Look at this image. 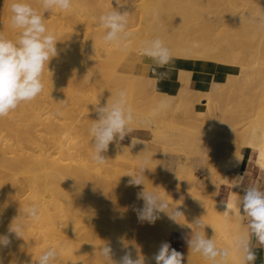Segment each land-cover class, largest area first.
Wrapping results in <instances>:
<instances>
[{
  "label": "bare ground",
  "instance_id": "1",
  "mask_svg": "<svg viewBox=\"0 0 264 264\" xmlns=\"http://www.w3.org/2000/svg\"><path fill=\"white\" fill-rule=\"evenodd\" d=\"M124 1L121 0V3L129 2V0ZM12 2L13 0H0V7L6 5V8L0 12V34L14 40L17 30L10 25ZM27 2L38 11L40 10L37 0H27ZM110 2L112 5L108 0H73V9L69 12L52 11L44 14L49 31L58 40L56 45L58 55L52 58L48 65L53 72L46 71L43 77L48 82V90L45 89L48 93L65 86L62 83L71 85L64 90L73 92V96L74 92H86L89 91L88 89L94 90L97 94L103 91L98 97L101 99L107 98L109 95H105L110 93L109 87L102 89L103 85L124 84L127 88H140L141 84L145 85L142 78L150 82L146 75L144 77L133 73L128 68L126 69L129 73L128 70L124 73L116 70L115 66L130 48L140 50L144 42L155 38L165 42L172 56H184L192 60L201 59L202 64L210 59L217 62L222 66L224 75L214 84L211 81L213 85L211 89L203 92L211 96L208 98V103L202 106L195 104L191 110L193 116L190 120L185 116L182 119H172L168 116L171 111L169 113L167 111L174 110L175 99L189 93L186 88L181 89L183 86H180L178 95H169L155 90L158 96L154 100L153 109L149 111L152 116L139 118L140 122H138L155 129L153 134L157 138L156 144L146 146L140 142L133 148L123 151L111 143L108 151L103 153L105 158H108V162L118 165L121 159H130L128 162L135 164L126 166L131 170H122L121 173L114 174L115 176L120 174L121 179L119 176L116 181L119 179L120 182L118 180L115 184L110 181L109 183L114 185L112 187L105 180L107 177L104 179V174L102 175V172L107 170L105 164L108 162L104 164V167L97 165L91 159V137L84 140L88 146L85 147V152L79 153L73 149L79 150L78 146L81 147L83 142L80 140V144L78 142L73 144L72 132H70L80 125L77 127L80 134L83 130L89 133L92 123L89 118L86 119L87 121L84 120V115L92 112L91 109H95L98 103L103 104L104 101L99 100L96 107L88 105L92 107L91 111L77 110L78 106L75 105L76 108L71 106L72 108H69L72 110H69L66 105L72 104L73 96L64 91L72 96L71 99L67 96L64 98L63 89H61L62 92L58 89L59 96L63 97L57 102L58 104L56 103L61 107L58 111L60 109L65 114L63 117H67L68 121L70 119V122H56V120L47 122V118H41V123L43 119L42 133L49 134L50 139H45L48 136L45 137L42 133L34 134L32 125L27 124L30 120L27 118L30 115L25 114V103L8 116L0 118V179H3L5 183H2L0 189H3L4 200H6L0 206V235L8 234L11 240L7 248L0 249V258L3 259V264H37L39 255L48 248L54 247L59 253L55 264H107L99 252L104 244H108L113 250L115 261H119L125 252L130 251L133 259L139 254L145 258V264H150V257L154 256L151 245L153 246L155 240L152 239L151 233H142V231L140 236L139 229L138 231L137 228L135 229L138 216L133 195L144 189L150 191L151 186H154V190L156 187L159 188V193L167 200L170 206L169 211L177 207V210L183 213L184 216L178 218L179 223L185 219L198 217L199 214L203 220L211 221L212 226L204 228L206 237L214 238L217 245L230 249L229 263L233 261L235 264H241L242 255L234 247V238L246 232L247 229L239 227L238 202L236 199H226L223 212L217 213L213 211V200L225 165L245 147L251 154L256 151L262 155L264 168V28L258 22V18L264 16V0H142L139 6L137 3V5L134 4L140 7L137 10L133 7L135 1H132L130 9L126 10L129 6L124 7L129 14L128 31L131 33L126 51L114 45L105 44L102 39L105 30L94 27L99 26L98 17L101 14L116 7L114 1L110 0ZM127 5L128 3L125 6ZM121 8L123 4L118 11H121ZM103 53L107 59L104 66L103 64L100 66L99 63L98 65L95 61L91 63L96 56L102 58L99 55ZM56 59L59 63L66 62L72 66L70 74L66 72L70 75V82L64 81L66 79L59 75L65 68H60L62 67L60 65L56 67L54 65ZM59 63L56 62V64ZM143 72L145 73V70ZM189 78L185 80L189 81ZM145 90L148 89L145 88ZM199 92L202 91L199 90ZM54 94L56 97L57 94ZM89 94L91 96L94 93L91 94L90 91ZM91 99H93L92 96ZM186 101L195 102L190 98H186L184 102ZM128 102L131 103L130 100ZM27 103L31 104V102ZM52 103L54 100L48 104ZM56 104L54 103L55 106ZM87 104L90 103L87 102ZM161 104L165 107L155 111ZM216 106L231 112L230 119L236 124L246 125L241 132L220 133L222 123L215 117ZM64 107L67 110H63ZM61 111L59 112L62 113ZM94 111L92 114L98 115ZM154 111L155 114H153ZM241 112H244V117L239 118L237 113ZM37 116L40 119L41 115ZM24 119H27L26 123L23 122ZM85 121L91 124L86 125ZM81 125L83 130L79 129ZM172 125L202 126L198 129L175 131ZM87 134H84V137ZM32 137L40 141L44 138L51 145L46 143L48 146L46 147L41 144L44 148L41 146L40 153L36 151L34 153L31 150L32 146L25 142L28 139L32 142ZM40 141L37 142L40 143ZM198 142L206 144L207 165L193 163L195 157L201 161L203 155L201 149L197 147ZM28 147H30L29 150H27ZM166 150L185 153L184 167L177 178L179 184L193 194L192 206L186 209H182L185 203L181 199L166 193L165 185L154 183L149 178L151 175L159 177L165 174L163 170L166 167L164 164ZM153 155H155L154 158ZM180 156L181 154L177 158ZM142 164L148 168L144 172L147 174L145 186H130L128 182L131 177L127 174H135V170ZM244 172L236 182L230 183L229 188H238L234 185L242 183ZM110 178L108 180L113 179ZM106 182L108 186L110 185L111 193L106 191ZM146 185L150 187V190L146 189ZM27 191L28 194L24 196ZM226 203L233 205L232 211L227 209ZM31 204L38 206L39 219L23 220V209ZM18 215L24 224L22 238H17L14 233H8L11 222ZM159 216L155 223H151L154 228L152 233H155L162 241L161 243H164L170 234V226L174 224L178 226L179 223L172 220L166 213L162 212ZM139 222L141 221H138V224Z\"/></svg>",
  "mask_w": 264,
  "mask_h": 264
},
{
  "label": "clouds",
  "instance_id": "2",
  "mask_svg": "<svg viewBox=\"0 0 264 264\" xmlns=\"http://www.w3.org/2000/svg\"><path fill=\"white\" fill-rule=\"evenodd\" d=\"M37 3L39 11L27 0H13L10 4V25L17 30V35L13 40L0 34V118L8 116L22 103L31 102L42 94L45 87L44 73L49 72V62L58 55V40L49 31L44 14L52 11L69 12L73 9V0H37ZM115 3L120 5L121 0H115ZM258 22L264 28V16L259 17ZM98 24L105 30L102 37L105 44L114 45L122 51L127 50V41L131 37L127 12L121 13L112 7L98 17ZM139 54L150 58L158 68L166 67L172 60L170 49L160 38L144 42ZM166 75V72H160L158 78L162 79ZM163 107L165 105L161 104L155 111ZM95 111L98 118L92 120L89 128L92 141L91 159L97 165H104L108 160L103 153L108 151L109 145L114 141H123L125 136L134 131L131 127L134 113L128 105L124 90H120L116 98L111 102L108 100L104 106L97 104ZM140 142L142 141L133 137V145ZM145 169L148 168L142 164L135 174H127L131 177L128 182L130 186H145ZM234 187L243 190V195L238 196V214L242 221L246 220L247 229L234 238V247L242 255L241 264H255V249L264 248V190L255 185L244 187L242 183H236ZM137 198L144 202L142 208L136 209L138 219L142 222L155 223L162 212L178 223V218L184 216L177 207L169 211L167 200L159 192L144 189L137 193ZM226 207L229 211L233 210L230 203H226ZM29 219H39V208L35 204L23 209V220ZM193 225L197 231L187 240L189 251L202 255L211 264H229L230 249L220 248L214 238L206 237L205 225L201 219L195 220ZM8 233H14L17 238L23 237L24 224L19 215L11 222ZM253 235L256 238L255 244L251 242ZM10 244L8 234L0 235V249L7 248ZM58 255V250L50 247L39 255L37 264H55ZM99 255L107 264H145L142 255L137 254L133 259L130 251L125 252L119 261H115L113 250L108 244L100 248ZM152 259L155 264H182L184 257L182 253L171 248L169 243L164 242ZM0 264H3L2 258Z\"/></svg>",
  "mask_w": 264,
  "mask_h": 264
},
{
  "label": "rangeland",
  "instance_id": "3",
  "mask_svg": "<svg viewBox=\"0 0 264 264\" xmlns=\"http://www.w3.org/2000/svg\"><path fill=\"white\" fill-rule=\"evenodd\" d=\"M109 1V4H111L112 5V3L110 2V0H108ZM112 1H114V3H115V0H112ZM122 1H124V0H122ZM127 0H125L124 2H126ZM134 3H133V7H136L135 8V10H137V9H140V7H137V6H139V4H140V2H142V0H132ZM132 1L131 0H129V2L127 1V3H128V5L127 6H125L126 4H124V3H120V5H117L116 3V7H115V4L113 3V6L117 9V10H120V7H122V4H123V8H121L122 10V12L121 13H124V12H126V10H128V9H130V3H132ZM138 5H137V4ZM134 4H136L137 6H134ZM129 6V8H127L126 10L124 9V7L126 8V7H128ZM3 8H6V5H2L1 7H0V12H2V10H3ZM132 8V7H131ZM134 9V8H133ZM125 10V11H124ZM97 26V27H96ZM96 26H94L95 28H99V26L98 25H96ZM136 27V26H135ZM130 41V39L127 41V42H129ZM74 47L76 48V46L74 45ZM138 55L139 54V50H136V49H134V48H130L128 51H127V53L125 54V56H123V58L121 59V61L119 62V64H117L115 67H116V70H118V71H121V72H124L125 73V71H127L128 69H126L127 68V66H126V63L128 62V60L129 59H131L132 57H134V55ZM104 56V57H103ZM99 57H102V58H104V59H102V58H97V56H96V59H93V60H91L90 62L91 63H94V61H95V63H99L100 64V66H102L101 64H103V66L105 65V62H107V59L105 58V54L103 53V55H99ZM174 57H176V56H174ZM182 57H184V56H182ZM94 58V57H93ZM97 60V61H96ZM104 60V61H103ZM101 63H100V62ZM56 62L57 63H59V60L58 59H56L55 60V62H54V65H56V67H57V65L59 66H62V67H60V68H62V69H64L62 72L65 74V75H62L63 73L61 72V74H59V75H61V78H63V79H66V80H64V81H66V82H70V79H69V77H70V75H68L67 73H69V71H70V69L72 68V66L71 65H68L66 62H62V63H59V64H56ZM98 64V65H99ZM65 66V67H64ZM61 69V70H62ZM48 70L49 71H51V72H53V69L52 70H50V67H48ZM68 71V72H67ZM46 72V71H45ZM48 72V71H47ZM46 72V73H47ZM67 72V73H66ZM128 73H129V70H128ZM45 74V73H44ZM70 74V73H69ZM132 75H134V74H132ZM66 76V77H65ZM44 77V76H43ZM45 77H48V76H46L45 75ZM49 78V77H48ZM50 79V78H49ZM137 80H139L138 78H136ZM141 80H143V81H145V85L144 84H141L139 87L140 88H136V87H126V85H124V84H114V85H111V86H108V85H103V87H102V89H106L107 87H109L110 88V93L109 94H107V95H105V96H108L109 97V99H108V97L107 98H103V99H101V98H98V97H100L99 95H101L102 94V92L103 91H100L98 94L94 91V90H91V89H88L89 91H86V92H74L75 93V95H77V96H73V92L72 93H69V92H67V90H64L65 88L67 89L68 87L70 88L71 87V85L70 84H64V83H62L63 85H65V86H61V87H58V88H56L55 90H51V91H49L50 93H48V82H47V79L45 78H43V82H45V84H47V86L46 87H44V90H43V92H42V96L41 95H39L38 96V98H36V99H34V101H31V104L30 103H25L26 104V109H25V114L26 115H30V116H28L29 118H27V119H30V120H28L29 122H27L25 119H24V123H26L27 122V124L29 123L30 125H32V129H33V132H34V134H36V135H38L39 133H42L43 132V119H45V118H47L46 119V121L47 122H49L50 120H56V122H70V119H69V121H68V118L66 117H63L65 114L59 109V111H61L62 113H60L59 111H58V108L60 107V104L59 105H57L58 103L57 102H59V100L61 101V97L59 96L60 94H59V91H58V89L62 92V90L61 89H63V92L65 91L66 93H69V94H71L72 96H73V102H72V104H67L66 105V107L67 108H69V107H77V110H82L83 109V111H88V110H90V108H92V107H90L91 105L93 106V105H95V107H96V104L99 102V100H100V102L101 101H104L103 102V104H102V102L101 103H98V105H101L102 104V106H104L105 105V103L107 102L106 100H109V102H111L112 100H114L115 98H116V94L120 91V90H124V91H126V93H127V100L129 101H131V103H129L128 105L131 107V109L133 110V113H134V125L132 124L131 125V127L134 129V131L131 133V134H129V135H127V136H125V138H124V140L123 141H114L113 142V146L114 147H117V148H120V150H123V151H125V150H128V149H131V148H133L135 145H133L132 144V139H133V137H135V138H137L138 140H140V141H142L146 146H154L156 143H155V141H157V138L154 136V130L155 129H151L149 126H147V125H141V123H139L140 121H139V118H143V117H146V116H152L151 114H150V110L151 109H153V106H154V100L157 98V96H158V93H156V86H155V84L152 82V80L151 79H149V81L150 82H147L148 80H145V79H141ZM140 81V80H139ZM146 82H147V84H146ZM44 84V85H45ZM69 85V86H68ZM57 86H59V85H57ZM68 86V87H67ZM62 87H64V88H62ZM143 87H145L146 89H148V90H145V88H144V90H141V88L143 89ZM47 88V90H45ZM139 91H138V90ZM57 90V91H56ZM137 90V91H136ZM91 91V94H92V92L94 93V94H92L91 96L93 97V99H91V96H90V94H89V92ZM58 92V93H57ZM64 92V98L67 96V98H69V99H71V95H69V94H66ZM203 92H205V91H202V92H199V91H197V93H198V95H191V93L189 92L188 94H182V96L180 97V98H178V99H175L174 100V106H175V108H174V110L173 109H169V110H167L168 111V113H166L165 112V114H168V116H170V118H172V119H175V118H180V119H182V117L183 116H185V117H187L189 120H190V118H191V116H193L192 115V112H191V110H193V106L195 105V104H200L201 106L202 105H204V104H207L208 103V98H209V93H203ZM52 93V94H51ZM54 93H56L57 95H56V97H55V94ZM62 94V93H61ZM106 94V93H105ZM47 95V96H46ZM53 95V96H52ZM96 95H97V98H96ZM143 95V96H142ZM58 96V97H57ZM95 96V97H94ZM114 96V97H113ZM146 96V97H145ZM148 96V97H147ZM46 97V98H45ZM62 97V98H63ZM211 97V96H210ZM52 98V99H51ZM56 98V99H55ZM59 98V99H58ZM86 99V102H85V99ZM87 98H88V100H87ZM151 98V99H150ZM154 98V99H153ZM186 98H190L191 100H194L195 102H188V101H186V102H184L185 100H186ZM50 99L53 101L54 100V103L57 105V106H55L54 105V103H52L51 105H53V107H57V108H53L50 104H48L49 102L51 103L52 101H50ZM78 99V100H77ZM81 99V100H80ZM84 99V100H83ZM36 100V101H35ZM40 100V101H39ZM44 100V101H43ZM83 100V101H82ZM149 100H150V102H149ZM39 101V102H38ZM43 101V102H42ZM56 101V102H55ZM92 101V102H91ZM77 102V103H76ZM87 102H89L90 104H87ZM40 104V106H39V104ZM71 103V102H70ZM75 103V104H74ZM37 105V106H36ZM48 106V108H47V106ZM49 105H50V107H49ZM75 105V106H74ZM88 105H90L89 107H88ZM31 107V108H30ZM71 107V108H72ZM75 107V108H76ZM94 107V108H95ZM29 108V109H28ZM38 108V109H37ZM61 108V107H60ZM85 108H87V109H85ZM184 108H186V109H184ZM53 109V110H52ZM57 109V110H56ZM66 108L64 107L63 108V110H65ZM85 109V110H84ZM96 109V108H95ZM95 109H91L92 110V112H87L85 115H84V120H86V119H88L89 118V120H91V123H92V118H93V116L94 117H97L98 115H95V114H92L93 113V111L95 110ZM216 109H217V111L215 112V117H216V119L217 120H220L221 121V123H222V125H220V133H222V134H224V133H229V134H234V133H238V132H241V129L242 128H244L246 125H238V123L236 124L235 122H233L231 119H230V116H231V112H229L226 108H223V107H217L216 106ZM42 110V111H41ZM67 110V109H66ZM69 110H72V109H70L69 108ZM90 110V111H91ZM34 112V113H33ZM41 112V113H40ZM94 112H96V111H94ZM191 112V113H190ZM36 113V114H35ZM40 113V114H39ZM51 113V114H50ZM83 113H85V112H83ZM44 114V115H43ZM47 114V115H46ZM61 114V115H60ZM88 114V116H90V117H88V116H86ZM96 114H98V113H96ZM164 114V115H165ZM173 115L172 117H171V115ZM238 115H239V118H242V117H244V112H241V113H237ZM37 115H39V117H40V115H41V117H40V119H38V116ZM25 116V115H24ZM34 116V117H33ZM48 116H49V119H48ZM62 116V117H61ZM87 118H86V117ZM196 116V115H195ZM27 117V116H26ZM25 117V118H26ZM45 117V118H44ZM174 117V118H173ZM36 118V119H35ZM41 118H43L42 119V123L40 122V120H41ZM54 118V119H53ZM59 118H60V120H59ZM65 118V119H64ZM167 118V117H166ZM63 119L65 120V121H63ZM97 118H93V120H96ZM169 119V118H168ZM32 120H33V122H32ZM39 120V121H38ZM31 121V122H30ZM87 121V120H86ZM85 121V124L86 125H89V124H91V123H89V121L88 122H86ZM136 121H137V123H136ZM139 121V122H138ZM36 122V123H35ZM38 122H40L39 124H38ZM32 123V124H31ZM89 123V124H88ZM37 124H38V126H37ZM42 124V125H41ZM137 124V125H136ZM138 124H140V125H138ZM143 124V123H142ZM228 124H230V125H228ZM26 125V124H25ZM35 125V126H34ZM40 125V126H39ZM45 125V124H44ZM76 126V125H75ZM74 126V127H75ZM80 125H77L76 126V128H75V132L74 131H70V132H72V143L73 144H75L76 142H78L79 144L81 143L80 142V140L83 142V144L81 143V147H79L78 146V149L79 150H75V148L73 149V151H76V152H78L79 151V153H82V152H85L84 150H86V148L85 147H88V146H86V144H85V141L87 140V138H90V136H89V133L86 131V133H85V131L83 130L84 128L82 127V125H81V127L79 128V129H81V130H83V131H81V134H83L82 132H84V134H87V136L85 135V137H84V134L81 136V134H80V132L78 131V128L77 127H79ZM171 126V125H170ZM200 126H202V125H172V127H174L173 129L175 130V131H178V130H184V129H189L190 128V130H191V128H193V129H198V127H200ZM74 127H73V129H74ZM83 128V129H82ZM72 130V129H71ZM42 135H44L45 137H47L49 134H47V133H42ZM54 135V134H53ZM75 135H77L78 137H76ZM49 137V136H48ZM45 138V139H50V137L49 138ZM53 136L51 135V138H52ZM81 137H83V138H81ZM32 139H33V137H32ZM42 139V138H41ZM44 138L40 141V139H37V138H34L33 140H31L32 142H30L29 140L30 139H26L27 141H25V142H28L29 144H30V147H31V150H33L34 151V153H35V151L37 152V153H40L39 151H40V147L42 146V145H44V146H46V143L48 144V142L49 141H46ZM83 139V140H82ZM46 142H45V141ZM85 140V141H84ZM37 141H40V143L39 142H37ZM150 143V144H149ZM42 144V145H41ZM49 146L51 145L50 143L48 144ZM83 145H85L84 147H83ZM28 146V145H27ZM30 147H28L27 148V150H29L30 149ZM35 149H34V148ZM43 147V146H42ZM46 147H48V146H46ZM197 147H199L200 149H201V151L203 152V155H202V158H201V161L200 160H198L197 159V157H195V159H194V161H193V163H195V164H201V165H207V163H208V156L206 155L207 153L205 152L206 150H207V147H206V144L205 143H203V142H201V143H199L198 142V144H197ZM33 148V149H32ZM44 148V147H43ZM76 149H77V147H76ZM30 150V151H31ZM241 151H244V154H245V157H244V160H243V163H242V166H241V169L242 170H244V171H246L247 172V175H246V177L244 178V180H243V185H244V187H246V185L247 186H252V185H255V186H262V187H264V170L262 169V167H263V165H262V155L259 153V152H256V151H254L252 154L250 153V150H248V148H244V149H242ZM240 151V152H241ZM75 152V153H76ZM30 153H33V152H30ZM33 153V154H34ZM183 153V152H182ZM180 153L179 151H177V150H171V151H169V150H166V155H165V157H164V164L166 165V167L164 168V173L165 174H163V175H161V176H153V175H151L149 178H150V180H153L154 181V183H159V184H163V185H165V191H166V193L169 195V196H172V197H180V199L182 200V202H184L185 204L184 205H182L183 206V208L182 209H186L187 207H189L190 206V203H191V199H192V197H191V195L193 196V194H192V192L190 191V190H188L187 188H185V187H183V186H181L180 184H179V179L177 178V176L179 175V172H181L182 170H183V167H184V163H185V153ZM179 154H181V156L179 157V158H177V156L179 155ZM250 154H251V158H250V160H249V157H250ZM154 156L155 155H153V158H154ZM241 157V155L240 154H238V153H236L235 154V157L233 158V160L235 161H237L239 158ZM108 159V158H107ZM130 160V159H129ZM129 160H127V159H121L120 160V163L118 164V165H115L114 163H112V162H108L107 164H105V169H107L106 171H103L102 172V175H103V177H104V179H105V177H107L105 180L108 182V184H110L111 182L110 181H113L112 183L113 184H115V183H117L118 182V180L116 181V179L117 178H119V176H120V179H121V175L120 174H118V176H115L114 174H116L117 175V173H119L120 171H122V170H131V168L130 167H126V166H128L129 164H130V162H128ZM130 165H135V164H130ZM111 166V167H110ZM255 166V167H254ZM104 167H102V170H104ZM262 170L263 171V173L262 174H259V173H257L259 170ZM117 171L116 173L115 172H112V171ZM138 169H136L135 171H137ZM111 173H113V174H111ZM121 173V172H120ZM107 175V176H106ZM114 175V176H113ZM144 175L147 177V174H145L144 173ZM230 175H234V171H231L230 172ZM112 176V177H111ZM111 177V178H113V179H111V180H108L109 178ZM4 180L3 179H0V186H2L3 184H5L4 182H3ZM115 181V182H114ZM157 181V182H156ZM107 182H106V191H107V193L108 192H110L109 191V186L111 185V187H112V185L113 184H110L109 186L107 185ZM110 182V183H109ZM119 182H120V180H119ZM161 182V183H160ZM3 183V184H2ZM114 186V185H113ZM150 187L149 186H147L146 185V189L148 190ZM151 189V190H150ZM149 190H150V192H159V188H157L156 187V190H154L155 188H154V186L152 187L151 186V188H150ZM153 189V190H152ZM184 189H187L188 191H186V190H184ZM230 189V191H229V194H228V187H227V185H225L224 184V182H219V186H218V189H217V192L215 193V196H216V203H215V208L216 209H218V210H222V208H223V205H224V202H225V199H236L237 201H238V196H239V189L238 188H236V189H232V188H229ZM3 191V189H0V193H1V195H0V206H1V204L3 205L4 203H5V201L6 200H4V191ZM29 191V190H28ZM28 191H27V193H25V195L24 196H26V194H28ZM232 191V192H231ZM125 192L126 193H129V191L127 192L126 190H125ZM111 193V192H110ZM190 193H191V195H190ZM135 194L137 195V193H134V203L135 204H137L135 207L138 209V208H142L143 207V200L142 199H137V196H135ZM227 194H228V197H227ZM215 196H214V199H215ZM1 197H3V198H1ZM227 197V198H226ZM2 200V201H1ZM214 201V200H213ZM3 202V203H2ZM133 203V204H134ZM186 205V206H185ZM136 208H134V210L136 209ZM136 211V210H135ZM202 216H200V214H199V216L198 217H192L191 219L189 218L188 220H184L183 222H182V228H180V229H176V226H175V224L174 225H171L170 226V234H169V236L167 237V239L165 240V242H167V243H169L170 244V246H178V247H180V248H183V249H185L186 250V252H187V254H188V252H189V248H188V245H187V240L188 239H190V237L191 236H193L195 233H196V229L194 228V226H193V223H192V221H195L196 219H201V221H202V223L205 225L207 222L206 221H209L208 219H202L201 218ZM137 220L138 221H140L138 218H137ZM138 221H136V223H137V225H138V227H136L135 226V229L137 228V231H138V229H139V234H140V236H141V232L142 233H151L150 235L151 236H153V240H155V243L153 244V246L151 245V251L153 252V254L155 255L156 253H157V251H158V249H159V247H160V245L162 244L161 242V240H159L158 238H157V235L155 234V233H152V232H154V228L151 226V223H149V224H147L148 222H146L145 223V221L144 222H139V224H138ZM245 221V220H244ZM181 222V221H180ZM146 226H145V225ZM147 225H148V227H147ZM140 226V227H139ZM141 226H144V227H141ZM150 226H151V228H150ZM145 230V231H144ZM179 230H182V231H179ZM193 230V231H192ZM139 234H137V235H139ZM139 237V236H138ZM159 241H160V243H159ZM218 247H220L219 245H217ZM220 248H222V247H220ZM194 255H195V257H196V255H197V257H199L204 263H207V264H211V261H209V260H207V259H205L202 255H200V254H198V253H195L194 252ZM153 258V256H151L150 257V264H155V261L152 259Z\"/></svg>",
  "mask_w": 264,
  "mask_h": 264
},
{
  "label": "crops",
  "instance_id": "4",
  "mask_svg": "<svg viewBox=\"0 0 264 264\" xmlns=\"http://www.w3.org/2000/svg\"><path fill=\"white\" fill-rule=\"evenodd\" d=\"M195 60H192V58H188V57L172 56L171 62L166 67L158 68L155 62L152 61L150 58L144 57V56L141 57L140 54L138 55L136 54L134 55V57L128 60V62L126 63V66L133 73L140 74L144 77L146 75L147 78L151 79L152 82L155 84L157 91L165 92V93H168L169 95H178L177 94L178 90L186 88V90L189 91L191 95H198L197 91L199 90L200 91L210 90L211 87L213 86L211 84V81L213 84L216 83V81L218 82L220 80V77L224 75L223 74L224 72L222 70V66H220L217 62H214L211 59L207 60L205 64H202L201 59H195ZM154 69H155V72H154ZM144 70H145V73L143 72ZM160 72H166L167 73L166 77L162 79L158 78V73ZM183 76L185 78H183ZM188 78H189V81H186L188 80ZM180 86H183V87L181 88ZM238 154H240L241 157L237 161L232 160L229 163H227L224 167L223 172L220 175V180H221L220 182H224V184L227 185L228 194L230 191L229 189L230 183L236 182L238 177L244 172V170L241 169V166H242V163L245 157L244 151H241ZM262 169L264 170L263 167ZM231 171H234V175H230ZM257 173L262 174L263 171L260 169ZM246 175H247V172L245 171L243 180L246 177ZM243 180H242V184H243ZM258 187L264 190V187L262 186H258ZM232 189H236V188H232ZM238 189L240 190L239 195H243L242 188H238ZM184 190L188 191L187 189H184ZM228 194H227V197H228ZM176 198L180 199V197H176ZM192 201H193V197L191 199L190 206H192ZM215 203H216V196L213 201V211L217 213H222L223 208L222 210L216 209ZM237 206H238V203H237ZM182 222L183 221H181L178 224V226H176V229L177 228L180 229L183 227ZM206 222L207 223L205 224L204 228L205 227L210 228L212 226V222L211 221H206ZM192 223H194V221H192ZM239 227L244 228L246 230V220L242 221L240 219ZM179 231H182V230H179ZM251 242L252 244L256 243V238L254 235L251 237ZM171 248L183 254L184 259L182 261V264H207V263H204L199 257H197V255L195 257L194 252L192 251H189L187 254L185 249L180 248L178 246H171ZM255 253H256L255 264H264V248H256ZM232 262L233 261H230L229 264H235L234 262L233 263Z\"/></svg>",
  "mask_w": 264,
  "mask_h": 264
}]
</instances>
